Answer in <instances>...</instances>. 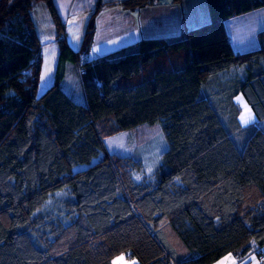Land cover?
<instances>
[{
    "label": "trees",
    "instance_id": "trees-1",
    "mask_svg": "<svg viewBox=\"0 0 264 264\" xmlns=\"http://www.w3.org/2000/svg\"><path fill=\"white\" fill-rule=\"evenodd\" d=\"M38 1L61 30L52 0H0V264H211L264 247V30L237 53L224 25L264 0H207L209 22L92 58L113 4L97 1L78 49L57 39L41 94Z\"/></svg>",
    "mask_w": 264,
    "mask_h": 264
},
{
    "label": "crops",
    "instance_id": "crops-1",
    "mask_svg": "<svg viewBox=\"0 0 264 264\" xmlns=\"http://www.w3.org/2000/svg\"><path fill=\"white\" fill-rule=\"evenodd\" d=\"M97 1L113 4L102 7L96 17L94 41L88 53L92 58L117 52L142 39L174 38L186 29L210 21L207 0H153L135 10L124 9L118 3L121 0H52L72 48L80 47ZM33 18L40 34L39 18L34 13ZM224 25L235 52L251 51L258 46V32L264 30V8L230 17ZM46 40L51 42L52 37ZM258 252L264 254V247L241 258L225 255L211 264H264Z\"/></svg>",
    "mask_w": 264,
    "mask_h": 264
},
{
    "label": "rangeland",
    "instance_id": "rangeland-1",
    "mask_svg": "<svg viewBox=\"0 0 264 264\" xmlns=\"http://www.w3.org/2000/svg\"><path fill=\"white\" fill-rule=\"evenodd\" d=\"M96 5L94 6L93 10L95 9ZM55 9V8H54ZM93 10L91 14L93 13ZM56 11V10H55ZM33 13L35 15V18H39V21L37 22L38 27L40 29V34H38L39 40L41 41V67L39 71V81H38V90L37 93L41 94L49 85H51L53 81V75L55 72L56 67V57L59 48V42L58 38H63V36L66 38L64 28H63V22L59 19L57 12L56 15L58 17L59 22L62 24V29L58 30L52 17L49 14V11L43 1H38L33 8ZM48 17L49 20L48 21ZM91 17V15H90ZM89 17V18H90ZM34 19V18H33ZM37 29V27H36ZM86 30V28H85ZM38 32V31H37ZM52 37L51 42H48L46 39L47 37ZM179 36V35H178ZM81 59H84L83 56H81ZM157 63H153L151 65V68L156 67ZM235 102L237 103L239 107V116L238 120L242 126H247L249 124H252L255 121L254 114L249 107V105L246 103V101L243 99L241 95H236L234 98ZM148 134L153 132V130H147ZM154 133V132H153ZM110 264H140L137 259L135 258H129L125 254L120 253L114 256L111 260Z\"/></svg>",
    "mask_w": 264,
    "mask_h": 264
},
{
    "label": "built area",
    "instance_id": "built-area-1",
    "mask_svg": "<svg viewBox=\"0 0 264 264\" xmlns=\"http://www.w3.org/2000/svg\"><path fill=\"white\" fill-rule=\"evenodd\" d=\"M263 260V259H262ZM264 261V260H263Z\"/></svg>",
    "mask_w": 264,
    "mask_h": 264
}]
</instances>
